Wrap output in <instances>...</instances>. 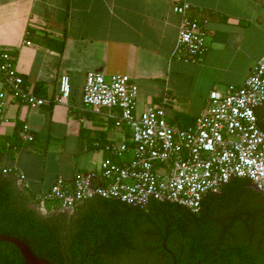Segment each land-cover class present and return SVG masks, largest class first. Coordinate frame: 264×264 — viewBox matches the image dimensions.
Segmentation results:
<instances>
[{
  "label": "crops",
  "instance_id": "obj_1",
  "mask_svg": "<svg viewBox=\"0 0 264 264\" xmlns=\"http://www.w3.org/2000/svg\"><path fill=\"white\" fill-rule=\"evenodd\" d=\"M183 1L204 25L206 51L196 63L174 56L180 17L172 6ZM0 46L40 98H55L59 77L69 78L68 100L30 108L9 99L0 114V170L23 174L34 196L57 179L98 173L105 146L129 140L105 114L84 108L87 73L128 76L138 88L137 113L161 106L185 129L211 91L241 86L264 57V0H0ZM255 114L264 124V108ZM23 128L31 141L20 138Z\"/></svg>",
  "mask_w": 264,
  "mask_h": 264
},
{
  "label": "built area",
  "instance_id": "obj_2",
  "mask_svg": "<svg viewBox=\"0 0 264 264\" xmlns=\"http://www.w3.org/2000/svg\"><path fill=\"white\" fill-rule=\"evenodd\" d=\"M172 11L180 17L174 56L196 63L206 51L204 25L189 15L186 1L174 3ZM0 76L6 89L0 93V114L9 99L37 108L70 97L66 74L59 77L55 98L36 96L17 71L10 51L2 46ZM137 94V85L126 75L86 74L84 108L105 114L114 127L129 132V140L105 146L107 156L98 173L78 174L70 181L57 179L46 191L35 194L36 203L51 204L50 212H71L94 198L142 210L157 201L176 203L198 214L203 197L219 193L233 179H247L264 192V131L255 114L257 108H264V57L241 86L211 91L201 114L185 129L171 125L161 106L149 105L137 113ZM168 101L164 98L163 103ZM19 136L25 141L33 139L26 128ZM1 173H13L17 187L29 190L23 174L10 168ZM40 205L34 207L40 210Z\"/></svg>",
  "mask_w": 264,
  "mask_h": 264
},
{
  "label": "trees",
  "instance_id": "obj_3",
  "mask_svg": "<svg viewBox=\"0 0 264 264\" xmlns=\"http://www.w3.org/2000/svg\"><path fill=\"white\" fill-rule=\"evenodd\" d=\"M258 126L264 131V124ZM18 132L11 144L19 141ZM250 184L233 179L205 195L198 214L176 203L151 201L142 210L94 198L71 212L42 216L33 208L40 205L35 195L0 170V235L23 241L49 264H264V237L257 243L227 237L251 217L237 213L243 199L264 210V196ZM40 209L49 210L45 204ZM0 264L25 263L14 245L0 242Z\"/></svg>",
  "mask_w": 264,
  "mask_h": 264
},
{
  "label": "flooded vegetation",
  "instance_id": "obj_4",
  "mask_svg": "<svg viewBox=\"0 0 264 264\" xmlns=\"http://www.w3.org/2000/svg\"><path fill=\"white\" fill-rule=\"evenodd\" d=\"M245 203V199L242 200V205L237 211L240 217L243 219L246 211L250 212L251 217L243 223L239 228H236L227 237L232 241L237 242H249L257 243L262 237H264V228L260 227L262 217H264V210L260 209L256 204ZM245 210V211H244ZM251 224V225H250Z\"/></svg>",
  "mask_w": 264,
  "mask_h": 264
},
{
  "label": "water",
  "instance_id": "obj_5",
  "mask_svg": "<svg viewBox=\"0 0 264 264\" xmlns=\"http://www.w3.org/2000/svg\"><path fill=\"white\" fill-rule=\"evenodd\" d=\"M248 188L252 190L253 192H256L264 196V192H261L255 185L250 184ZM0 242H7V243L14 245L20 252V255L25 264H49L47 261L42 260L38 258L37 256H35L30 250V248L28 247V245H26L23 241L17 238L0 235Z\"/></svg>",
  "mask_w": 264,
  "mask_h": 264
},
{
  "label": "rangeland",
  "instance_id": "obj_6",
  "mask_svg": "<svg viewBox=\"0 0 264 264\" xmlns=\"http://www.w3.org/2000/svg\"><path fill=\"white\" fill-rule=\"evenodd\" d=\"M49 206L51 207V204L50 205H46V207H47V209L49 208ZM33 208H34V206H33ZM37 212L40 214V215H42V216H45V215H47V214H51L52 212H50L49 210H43V209H40V210H37Z\"/></svg>",
  "mask_w": 264,
  "mask_h": 264
}]
</instances>
